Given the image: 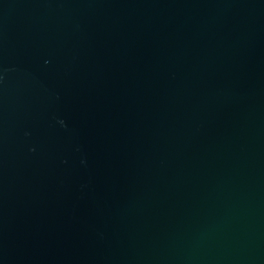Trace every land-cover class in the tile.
Wrapping results in <instances>:
<instances>
[{"label":"water","instance_id":"95a60500","mask_svg":"<svg viewBox=\"0 0 264 264\" xmlns=\"http://www.w3.org/2000/svg\"><path fill=\"white\" fill-rule=\"evenodd\" d=\"M0 264H264V0H0Z\"/></svg>","mask_w":264,"mask_h":264}]
</instances>
